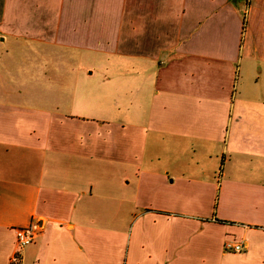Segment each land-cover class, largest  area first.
Here are the masks:
<instances>
[{
	"label": "crops",
	"instance_id": "0c3cea01",
	"mask_svg": "<svg viewBox=\"0 0 264 264\" xmlns=\"http://www.w3.org/2000/svg\"><path fill=\"white\" fill-rule=\"evenodd\" d=\"M0 264H264V0H0Z\"/></svg>",
	"mask_w": 264,
	"mask_h": 264
},
{
	"label": "built area",
	"instance_id": "2783aa9c",
	"mask_svg": "<svg viewBox=\"0 0 264 264\" xmlns=\"http://www.w3.org/2000/svg\"><path fill=\"white\" fill-rule=\"evenodd\" d=\"M34 232L29 228L18 229L16 232L17 242L20 246L27 245L33 241ZM226 248H230L233 251L241 252L244 250V245L241 242H228Z\"/></svg>",
	"mask_w": 264,
	"mask_h": 264
},
{
	"label": "rangeland",
	"instance_id": "374dc122",
	"mask_svg": "<svg viewBox=\"0 0 264 264\" xmlns=\"http://www.w3.org/2000/svg\"><path fill=\"white\" fill-rule=\"evenodd\" d=\"M50 50H51L50 52L71 53V54L76 55V56L91 55L90 52L81 51L80 48H73V47H72V49H67V48H63V47L57 46L55 48H51ZM96 72H97V70H96Z\"/></svg>",
	"mask_w": 264,
	"mask_h": 264
}]
</instances>
